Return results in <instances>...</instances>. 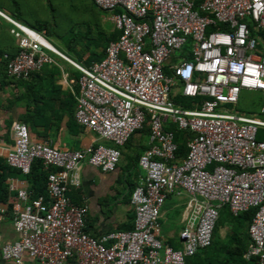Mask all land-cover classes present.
Masks as SVG:
<instances>
[{"label": "built area", "instance_id": "obj_1", "mask_svg": "<svg viewBox=\"0 0 264 264\" xmlns=\"http://www.w3.org/2000/svg\"><path fill=\"white\" fill-rule=\"evenodd\" d=\"M118 32L103 59L87 66L68 60L39 32L8 17L18 53L6 66L27 80L54 56L80 73L75 122L97 140L60 151L32 141L27 127H11L8 166L23 175L35 160L47 171V198L32 197L25 181L9 179L18 238L1 248L3 260L22 264H185L210 246L218 212L237 216L251 208L250 245L244 254L264 264V119L238 112L242 91L258 94L264 117V0H92ZM1 14V13H0ZM165 67L169 73H165ZM176 90L202 100L193 109L176 105ZM147 123L148 148L138 158L145 171L130 195L133 229L94 238L85 231V206L71 203L75 171L87 164L113 172L120 148ZM174 125L193 137L187 155L176 157ZM187 197L181 247L160 237L162 207L171 195ZM2 212L0 211V220Z\"/></svg>", "mask_w": 264, "mask_h": 264}, {"label": "crops", "instance_id": "obj_2", "mask_svg": "<svg viewBox=\"0 0 264 264\" xmlns=\"http://www.w3.org/2000/svg\"><path fill=\"white\" fill-rule=\"evenodd\" d=\"M86 2L89 3L88 0ZM20 11L27 22L17 21L0 11V50L5 47L6 38H12L11 42L16 45L9 29L5 30L4 22L10 25L5 18L8 17L30 29H33L32 24L41 25L42 30L35 31L42 34L49 44L74 63L86 66L84 62L91 53L103 57L102 47L95 48L91 45L88 50L81 52L80 46H77L75 51L78 53H76L64 46L65 38L84 34L87 26H82L78 34H64L65 38L60 33L55 34L54 31L58 26L53 18L51 20L48 16L49 12H55L51 0H39L33 3L22 0ZM99 19L104 27L108 24L112 25L108 16ZM113 30L111 27L110 31ZM5 58L6 55L0 58V158L5 159L6 152L13 146L11 127L16 122L27 127L32 141L46 143L60 151L80 150L95 143L111 146L110 142L97 140L92 131L79 126L74 118L72 120L78 85L74 77L76 69L71 63L60 58L66 63L56 60L55 64L43 66L40 71L27 79V86L21 85L20 79L4 77L1 63ZM165 70L169 73L167 67ZM177 94H180L178 90L175 95ZM24 118H29V122L24 123L22 121ZM147 148L148 133L143 128L133 133L127 143L120 148V159L113 172H103L87 164L80 165L75 171L79 185L69 188L67 196L74 205L86 207L85 231L90 236L99 238L115 231H127L133 227L134 212L130 204V195L132 189L145 176V171L138 166V158ZM12 179L24 181L17 177ZM10 192L6 202H0L2 212L0 264H14L12 261L2 259L1 248L18 238L14 231L10 209L15 193ZM186 202L187 197L184 193L179 196H169L159 218L161 239L175 249L181 247L180 231L186 216ZM220 238L224 239V236L220 235ZM22 264L38 263L24 258ZM64 264H75L74 259H69Z\"/></svg>", "mask_w": 264, "mask_h": 264}, {"label": "trees", "instance_id": "obj_3", "mask_svg": "<svg viewBox=\"0 0 264 264\" xmlns=\"http://www.w3.org/2000/svg\"><path fill=\"white\" fill-rule=\"evenodd\" d=\"M21 1L22 0H0V11L8 14V16L17 21L27 22L25 21L26 18L22 15V11H20ZM88 2L90 10L95 13L93 19L86 24L87 27L84 34L79 36H69L65 38L63 44L69 51H75V48L80 46V49L82 50L81 52L88 50L91 45H93L95 48L102 47L105 55V49L107 45L111 41L117 39L118 32L114 29L113 25L108 24L106 27H104L102 23H100L99 18L102 16H108L109 13L99 9L92 0H88ZM96 13L98 16H96ZM38 24H41V22H38ZM4 26L6 31L8 29L10 30L12 27L11 24L9 25L7 22H4ZM31 27L37 31H41L43 28L41 25L33 24ZM111 27L114 29L113 31H110ZM11 41L12 38H6L5 47L3 50H0V58H3V56L6 55V58L3 59L1 63V68L4 71V77L6 79H14L7 75L6 66L9 60L15 57L18 53L17 42L16 45H14ZM79 56L81 57L80 54ZM103 57H97L96 54L91 53L84 63H86L85 65L87 66L92 62L100 61L103 59ZM54 58L59 62L66 63L56 56H54ZM165 73H167L166 70ZM35 74L36 72L31 73L29 78ZM79 76V71L75 70L74 77L76 82L78 81ZM19 83L21 85L28 84L27 80L24 81L22 79L19 80ZM173 100L175 104L181 108L193 109L196 105H199L202 99L200 97L186 98L181 94H177L173 97ZM73 118L74 113L72 120ZM22 121L27 123L29 122V118H24ZM143 128L148 133L147 123ZM165 129L174 133V142L177 147L176 157L179 160L185 158L188 151L187 143L191 140L193 134L188 131L178 130L174 125H167ZM47 173L48 172L43 168L41 160L33 161L29 174L23 175L18 169L8 166L5 159L0 158V202H6L8 195L11 193L8 189V180L16 177L27 182L28 190L30 191L33 198L37 196H43L47 198ZM12 203L13 201L10 203V209ZM255 211V208H251L246 212L234 216L230 212L228 206H222L218 212V219L214 227L210 246L198 251L191 257H187L185 264H254L255 259L246 260L244 258V254L250 245L248 227L255 214ZM224 227L228 228V232L224 236V239H221L219 232ZM132 229L133 227L127 231Z\"/></svg>", "mask_w": 264, "mask_h": 264}, {"label": "rangeland", "instance_id": "obj_4", "mask_svg": "<svg viewBox=\"0 0 264 264\" xmlns=\"http://www.w3.org/2000/svg\"><path fill=\"white\" fill-rule=\"evenodd\" d=\"M38 2L39 0H26ZM54 6L55 12L48 13L49 17L53 18V21L58 26L54 31L55 34L60 33L63 38L64 34H78L82 30V26L90 22L95 13L90 10V6L86 0H51ZM22 2V1H21ZM96 16L97 13H96ZM261 102L259 96L255 92L242 91L239 97V101L235 107L228 106V108H235L238 112L246 115L254 116L260 119H264L259 114ZM175 199V198H174ZM181 201H178L180 203ZM228 232V228L224 227L220 230V235L225 236Z\"/></svg>", "mask_w": 264, "mask_h": 264}]
</instances>
